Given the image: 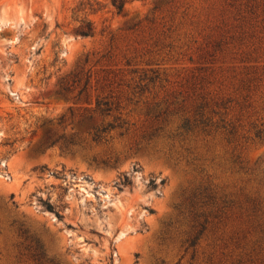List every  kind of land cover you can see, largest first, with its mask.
Instances as JSON below:
<instances>
[{
    "label": "rangeland",
    "instance_id": "1",
    "mask_svg": "<svg viewBox=\"0 0 264 264\" xmlns=\"http://www.w3.org/2000/svg\"><path fill=\"white\" fill-rule=\"evenodd\" d=\"M0 264H264V0H0Z\"/></svg>",
    "mask_w": 264,
    "mask_h": 264
},
{
    "label": "trees",
    "instance_id": "2",
    "mask_svg": "<svg viewBox=\"0 0 264 264\" xmlns=\"http://www.w3.org/2000/svg\"><path fill=\"white\" fill-rule=\"evenodd\" d=\"M112 3L117 7L119 11L125 6V0H112ZM81 33L85 36L92 35L93 33V25L91 21H85L82 28ZM112 108L111 104L107 100H100L97 102L96 112L100 116H105L110 114ZM95 114L84 115L79 119V123L81 124L84 121H87L86 125V133L91 138L93 142H100L104 139V133H107L110 130L116 128H123L125 126V122H117V120H113L106 123L94 124ZM77 133L73 132L69 135L59 134L54 130H47L44 135V138L41 142V148L51 147L55 145H60L62 148L70 149L71 146H77L79 144L78 140H76Z\"/></svg>",
    "mask_w": 264,
    "mask_h": 264
}]
</instances>
